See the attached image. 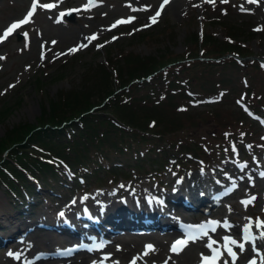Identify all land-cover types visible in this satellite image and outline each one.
<instances>
[{
	"label": "rangeland",
	"instance_id": "1",
	"mask_svg": "<svg viewBox=\"0 0 264 264\" xmlns=\"http://www.w3.org/2000/svg\"><path fill=\"white\" fill-rule=\"evenodd\" d=\"M93 3L94 6L88 0H38V5L54 4L55 7L45 9L38 6L29 23L21 25L0 42V57H4L0 60V93H3L0 95V136L8 133L10 127L17 123L37 122L40 115L47 114L51 107L50 100L56 101L59 92L86 90L88 93H95L92 97L95 99L96 92L101 91L97 88L101 84H95L97 80L95 77L99 76L97 67L102 64L107 69L109 57L114 60L116 56L125 53L139 58L160 54V57L171 59L184 58L183 61H195L194 58L198 59L199 56L202 58L201 61H220L232 56V53L226 52L217 56L207 48L217 50L222 41H225L234 45L235 52L240 51L241 55L235 54L239 61L238 67L227 66V60L221 64L223 68L220 70H224L220 73L218 66L205 64L194 65L188 72V76H196L197 81H194L196 85L202 82L204 86L211 88L212 81L219 80V83L214 82L213 88L210 89L212 94L199 91L192 98L179 94L176 100L179 105L174 107L175 110L173 109L182 120L190 118L187 119L190 130H183L179 135L181 134V137L186 135L187 139H197L201 151L190 153L187 150L180 152L177 149L178 151L173 153L176 148L171 147L163 138L161 142L167 150L157 151L160 148L158 146L155 152L149 154L156 156L157 166L149 161L144 164L141 171L133 166L135 169H131L129 173L127 171L114 180L108 179L99 184L93 183L86 174L84 178L74 182L71 172L68 171L59 184L53 185L52 190L36 188L33 184L36 191L32 190L28 197L19 201L7 192L5 184L0 181L1 224L5 223L4 214L16 221L31 219V222H34L42 217L41 220L52 221L50 226L54 227L44 230L49 232L51 228L62 227L61 224H57V221H62L61 216L54 218L53 216L63 209V205L77 201L79 195L95 192L101 201L106 197L119 199L129 190L136 189L138 185L150 193L154 185L157 188L163 187L162 185L173 186V177L170 182L167 181L171 175L179 178L184 176L189 180L191 177L189 173L193 170H201L202 167L211 173L228 177L236 176L237 171L242 169L241 165L245 169L251 165L264 166V23L257 9L251 8L244 0H227L226 3L215 0L214 4L207 0H186L182 10L174 12L173 9L168 8L165 12H161L155 23H152L149 19L152 16H149V12L147 13L144 7L156 6V0H93ZM31 4L32 0H0V35L11 23L21 20ZM86 6L87 10H85ZM241 6L246 11H241ZM53 13H65L62 16L64 22L53 23L51 18ZM129 18L134 19L129 23H120L112 27L117 21ZM65 23L75 25L77 29H69ZM101 25L108 27L97 29ZM227 29L232 31L228 32ZM142 31L152 34L142 36L140 35ZM18 33L22 35L20 39ZM24 33H27V37ZM93 35L96 38L89 40L88 38ZM205 36L216 46H207ZM114 37L116 39H113ZM52 41L56 43L53 44ZM195 42L197 47L193 48L191 43ZM79 45L86 47L69 52V49ZM164 68L167 66L159 69L163 72ZM168 69L171 70V67ZM202 69L204 71L199 75ZM175 73L174 78L180 84L178 87H182L180 92L188 94L194 93L193 89L197 90V86L188 80H185V84L182 83L184 74L177 71ZM134 80L139 81L137 78ZM9 85L14 87L10 88ZM189 86L190 91L183 90L184 87L189 90ZM116 89L119 88L115 86ZM238 101L240 103H237ZM224 128L232 133H237L236 129L238 134L243 135L229 142L223 132ZM131 163H134V160H131ZM78 182L82 185L77 184ZM248 187L241 183L237 188L238 193L231 197L237 203V210L233 211L238 213V218L244 224L254 222L256 225L257 218L264 221V187L247 193ZM95 194L91 196L95 197ZM251 197H256L257 200L247 205L241 203ZM82 206H85V203L78 202L81 214L85 211ZM91 208L88 213H98L101 217L107 215L109 211L101 205H93ZM201 211L205 212V209L195 207L192 214L186 212L184 216L187 220L189 217L193 220L200 219ZM116 212L120 215L112 214L111 217L104 218L112 223L108 225L109 228L115 225L116 232L125 235L154 233L164 236L170 230L165 226L168 222L157 217V214L148 217L149 221L154 222L153 225L145 223L144 226L139 224L140 226L121 227L124 207ZM216 213L213 210L212 214H202L210 219L214 217L215 220ZM136 220L137 218H132L131 221ZM225 220H222L223 224ZM41 231L42 227H36V233ZM14 232L12 239H4L0 242V258L6 253L13 254L15 249L20 248L17 245V238L24 233ZM89 233L92 236L85 243L77 242V238L72 237L76 243L62 247L53 257L61 255V257H71L76 253V248L81 250L80 252H90L92 255L94 250L92 245L95 243L97 245L105 236L97 227L91 229ZM225 235L230 236L228 233ZM102 247L101 245L99 248ZM103 251L100 249L98 254L94 253V255L105 257Z\"/></svg>",
	"mask_w": 264,
	"mask_h": 264
},
{
	"label": "trees",
	"instance_id": "2",
	"mask_svg": "<svg viewBox=\"0 0 264 264\" xmlns=\"http://www.w3.org/2000/svg\"><path fill=\"white\" fill-rule=\"evenodd\" d=\"M150 34L146 31L140 33L142 36ZM205 39L207 46H216L211 39ZM191 44L193 48L197 47L196 42ZM207 49L217 56L226 52L232 56L211 62L201 61L200 56L194 58L195 61H183L184 58L171 59L160 57V54L139 58L125 53L114 60L109 57L107 69L102 64L97 67L99 76L95 77V84H101L97 86L101 91L96 92L95 99H92L95 93L86 90L59 92L56 101L50 100L47 114L40 115L37 122L17 123L10 127L8 133L0 136V181L5 184L7 192L19 201L28 197L32 190L36 191L35 187L52 190L68 171L74 182L86 174L93 183L99 184L129 173L135 169L133 166L141 171L149 161L157 166L156 156L149 154L158 146L157 151L167 150L161 142L163 138L176 148L173 153L178 150L201 151L197 139L179 135L183 130H190L187 126L190 118L182 120L173 111L179 105L176 100L179 94L189 98L199 91L212 94L210 89L214 82L219 83L215 79L211 88L202 82L196 85V76H188L192 66L205 64L218 66L220 70L223 68L221 64L228 60L227 66L236 68L239 61L235 54H240V51L235 52L234 45L225 41L217 50ZM162 66H167L163 72L159 69ZM176 71L184 74L183 84L188 80L197 86L194 93L180 92L182 87H178L180 84L174 78ZM203 71L200 70L199 75ZM115 86L119 89L115 90ZM186 87L184 91L191 90L190 86L189 90ZM235 131L237 133L223 129L229 142L243 135ZM77 184L82 185L81 182Z\"/></svg>",
	"mask_w": 264,
	"mask_h": 264
},
{
	"label": "bare ground",
	"instance_id": "3",
	"mask_svg": "<svg viewBox=\"0 0 264 264\" xmlns=\"http://www.w3.org/2000/svg\"><path fill=\"white\" fill-rule=\"evenodd\" d=\"M162 3L163 0H156V6H146L144 9L147 13L149 12V16H154ZM263 3L264 0H258V3L247 4L251 8L257 9L264 23ZM185 5L186 0H170L161 12H165L168 8L177 12L182 10ZM60 14L53 13V16H51L53 23L64 22ZM65 24L69 29H77L75 25ZM106 27L108 26L101 25L97 29H105ZM230 166L234 167L233 164H230ZM230 169L234 171L233 168ZM261 173H264V166L251 165L246 169L242 168L237 171L236 176L230 175L228 177L219 176L220 174L218 173H211L202 167L201 170L190 172L191 177L189 180L184 176L182 178L175 175L169 176L167 181L170 182L173 177V186L162 185L163 187L157 188L154 185L151 193L138 185L136 189L129 190L119 199L106 197V199L101 201V199H98L99 195L95 194V192L79 195L77 201L63 205V209L53 216V218L61 216L62 221H57V224H61L62 227L51 228L49 232L44 230L54 227L50 226L52 221L41 220L42 217L34 222H31V219L16 221L11 220L7 214H4L5 223H0V242L4 239H12L14 231H23L24 234L23 236L19 235L17 238V245L20 248L18 250L15 249L12 256L8 255V253L3 255L0 258V264H93V262H96V264H116V262L118 264H130L133 258H136L135 264H164L165 260L168 261V264H201V254L211 258L216 254V250L221 254L219 259L216 260V264H224L225 260L231 264V257L224 247L227 243L223 238L225 233H228L231 239L236 240L237 244L243 243L245 247V250L240 252L236 245H229L232 251L236 253L235 264H247V261L251 259H254L256 264H262V261H264V240L259 238L262 229L260 231V228H257L254 222L244 224L238 218V213L233 211L237 210V203L234 198H231L238 193L237 188L241 183L249 186L246 190L247 193L250 190H260V188L264 187V177L260 175ZM94 194L96 196L92 197L91 195ZM224 199L226 200L224 201ZM235 199L238 200V198ZM255 200H257L256 197ZM78 202L85 203V206H82V209H85L82 214L79 211ZM93 205H101L103 208H108L107 215L101 217L98 213H88V211L92 210L91 207ZM199 206L208 209L206 214H212L213 210L217 212L215 220L214 217L210 219V217L201 213L203 219L200 217V224H207L204 229L207 235L198 236L199 239H195L194 242L189 240L186 247L178 254L171 252L170 247L173 242L185 239L187 236L181 227V223L187 220L184 214L186 212L192 214L195 207ZM122 207H124V214L121 216L123 220L121 227L140 226L139 224L144 226L145 223L153 225L154 222L149 221L148 217L156 216L157 214V217L168 222L165 226L170 228L169 232L164 236H159L154 233L125 235L122 232L114 231L116 229L114 228L115 225L113 224V228H109L108 225L112 223L104 218L106 216L111 217L112 214L120 215L116 211L119 212ZM183 209L186 210L183 211ZM173 212L175 213L173 214ZM88 215H91V217ZM195 215L198 216L197 213ZM132 218H137V220L133 222L131 221ZM224 219H226L228 224L226 227L222 222ZM189 220L193 219L189 217ZM208 220L209 222L219 223L210 225ZM245 225H250V231L247 234L244 232ZM36 227H42V231L36 233ZM95 227L105 237L100 239V244H94L92 255L90 252H80L81 250L79 251L76 248V253L71 255V257H61L62 255L53 257L54 254L59 253L62 247L76 243L72 237H76L77 242L85 243L92 236L89 233L90 230ZM213 228L215 229L214 231L212 230ZM245 235H249L251 239H243ZM210 241H215L211 249L206 247V244ZM253 243L259 255L253 252ZM149 244L153 245L155 250L143 255L145 246ZM101 245L103 247L98 248ZM86 246L89 247L88 243H86ZM100 249L104 250L105 257L94 255V253L98 254Z\"/></svg>",
	"mask_w": 264,
	"mask_h": 264
},
{
	"label": "snow or ice",
	"instance_id": "4",
	"mask_svg": "<svg viewBox=\"0 0 264 264\" xmlns=\"http://www.w3.org/2000/svg\"><path fill=\"white\" fill-rule=\"evenodd\" d=\"M170 2V0H163V3L160 5L159 9L155 12V15L150 17L149 19L152 21V23H155L157 20V17L160 16L161 11L163 10L164 6L166 4H168ZM207 2L209 3H215V0H207ZM222 3H226L227 0H221ZM247 3H258V0H246ZM90 3H92V5L94 6L93 0H90ZM43 7L45 9H51L53 7H55L54 4H42V5H38V0H32V4L29 8V10L27 11V13L25 14V16L18 21H14L13 23H11L4 31L3 34L0 35V42H3V40H5L8 36H10L14 30H16L17 28H19L21 25L27 24L30 22V18L33 16L35 10L37 7ZM85 10H87V6L85 7ZM241 11H246V9L243 8V6H241ZM61 16H64L65 13H61ZM134 18H129L128 20H119L116 22V24L112 25V27H115L117 24L120 23H129L131 22V20ZM57 22H59V20H57ZM147 26V25H146ZM255 30H260V29H255ZM25 37H27V33H24ZM95 35H93L92 37L88 38L89 40L95 39ZM113 39H116L115 37ZM53 44L56 43V41H52ZM27 46V45H26ZM82 47H86V45H79L75 48L69 49V52H75L77 50H79V48ZM41 48L43 49V45L41 46ZM41 56L43 58V51L41 53ZM4 59V57H0V60ZM9 87H14V85H9ZM3 93H0V95H2ZM237 103H240L239 101ZM250 147V146H249ZM233 151H235V149H233ZM241 167L243 168V165H241ZM262 177H264V173L260 174ZM255 200V197H251L249 200L247 201H241V203H244L245 205L252 203V201ZM62 215V214H61ZM249 220H251V218H248ZM209 224H214V223H219V222H208ZM225 226L227 225V221L225 220L224 222ZM189 228H194L195 230H198L201 232V235H207V232L204 229L203 225H199V226H188ZM256 227L260 228V229H264V221H261L259 218H257L256 220ZM213 231L215 230L214 228L212 229ZM250 231V225H245L244 227V232L247 234ZM198 236H191L188 235L186 236L185 239H181V240H177L175 242H173V244L170 247V251L173 253H179L180 251L183 250L184 247H186L187 243L189 240H193V242L195 241V239H198ZM259 238L264 240V231H261L259 234ZM224 239L227 241V243L225 244V251L228 253V255L231 257V264H235L236 261V253H234L231 249V247H229V245H236L240 252H243L245 250L244 244L243 243H239L237 244L236 240L231 239L230 237H224ZM243 239L245 240H250V236L249 235H245L243 237ZM215 243V241H210L208 244H206V247L208 248H212V244ZM154 246L153 245H146L145 246V251L143 253V255H147L148 252L150 251H154ZM253 252H256L257 255H259V253L257 252L256 248H255V244L253 243V248H252ZM8 255L12 256L13 254L10 252L8 253ZM220 253L218 250H216V254L209 258V257H205L203 256V254H201V264H216V260L219 259L220 257ZM18 258V257H17ZM135 259L133 258V261L131 262V264H135ZM93 264H96V262H93ZM116 264H118V262H116ZM164 264H168V261L165 260ZM224 264H229V261L225 260ZM247 264H256V261L254 259L248 260ZM262 264H264V261H262Z\"/></svg>",
	"mask_w": 264,
	"mask_h": 264
},
{
	"label": "water",
	"instance_id": "5",
	"mask_svg": "<svg viewBox=\"0 0 264 264\" xmlns=\"http://www.w3.org/2000/svg\"><path fill=\"white\" fill-rule=\"evenodd\" d=\"M88 1H90V0H88ZM17 36H18L19 39L22 37L21 33H18Z\"/></svg>",
	"mask_w": 264,
	"mask_h": 264
}]
</instances>
